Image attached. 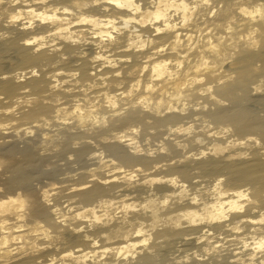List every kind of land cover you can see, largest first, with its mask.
Instances as JSON below:
<instances>
[{"label": "bare ground", "instance_id": "1", "mask_svg": "<svg viewBox=\"0 0 264 264\" xmlns=\"http://www.w3.org/2000/svg\"><path fill=\"white\" fill-rule=\"evenodd\" d=\"M0 264H264V0H0Z\"/></svg>", "mask_w": 264, "mask_h": 264}, {"label": "rangeland", "instance_id": "2", "mask_svg": "<svg viewBox=\"0 0 264 264\" xmlns=\"http://www.w3.org/2000/svg\"><path fill=\"white\" fill-rule=\"evenodd\" d=\"M62 156H63V154H62ZM67 158H68V156H70V154H66L65 155ZM62 158H64V157H62ZM73 160V159H72ZM53 161H55V158H53ZM66 162V160L65 159H62L61 161L59 160L58 161V163H61V169L59 170V171H61V172H63L65 175H63V173H61L60 174V176L58 175V178L60 179L61 177H62V175L63 176H66L67 175V173H65V172H68V169L70 170V169H75L76 167H78L79 166V164L77 165V163H75V162H71V164H66V165H64L63 163H65ZM74 164V165H73ZM68 165V166H67ZM49 166V167H48ZM51 166V167H50ZM53 164H51V163H49V164H46V166L44 165V166H42L43 167V169L41 170V169H39V174L41 173V175H42V173H43V175L42 176H44V177H42L41 175L39 176V174L38 175H36L37 177H36V179H34L33 181V184H35V185H40V184H43V185H46V187H48V188H52L53 186L51 185V184H48L50 181L52 182V180H53V176H48L49 174H50V172L52 171V169H54L53 167ZM63 166V167H62ZM73 167V168H72ZM64 168V169H63ZM51 171H50V170ZM62 169H63V171H62ZM43 171V172H41V171ZM48 171V172H47ZM50 171V172H49ZM46 172V173H45ZM45 173V174H44ZM47 173H49V174H47ZM73 173V172H72ZM75 173V172H74ZM51 175V174H50ZM47 177V178H46ZM50 177H52L51 179H49ZM38 178V179H37ZM40 178V179H39ZM40 180V181H39ZM50 180V181H49ZM54 181V180H53ZM55 182V181H54ZM59 184V183H58ZM58 184H57V186H58ZM50 186H52V187H50ZM55 188V187H54ZM56 190V189H55ZM55 190L53 189V192H55ZM57 191V190H56ZM52 192V191H51ZM165 255H167V254H165Z\"/></svg>", "mask_w": 264, "mask_h": 264}]
</instances>
